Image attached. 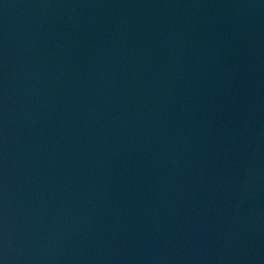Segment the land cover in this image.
Here are the masks:
<instances>
[{
    "label": "water",
    "instance_id": "1",
    "mask_svg": "<svg viewBox=\"0 0 264 264\" xmlns=\"http://www.w3.org/2000/svg\"><path fill=\"white\" fill-rule=\"evenodd\" d=\"M0 264H264V0H0Z\"/></svg>",
    "mask_w": 264,
    "mask_h": 264
}]
</instances>
